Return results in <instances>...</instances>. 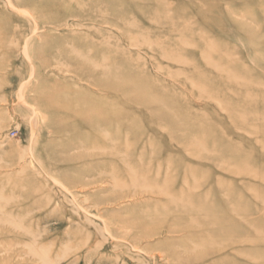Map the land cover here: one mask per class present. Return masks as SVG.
I'll return each mask as SVG.
<instances>
[{
	"label": "rangeland",
	"instance_id": "374dc122",
	"mask_svg": "<svg viewBox=\"0 0 264 264\" xmlns=\"http://www.w3.org/2000/svg\"><path fill=\"white\" fill-rule=\"evenodd\" d=\"M0 264H264V0H0Z\"/></svg>",
	"mask_w": 264,
	"mask_h": 264
}]
</instances>
